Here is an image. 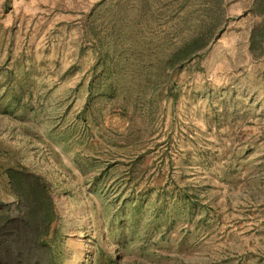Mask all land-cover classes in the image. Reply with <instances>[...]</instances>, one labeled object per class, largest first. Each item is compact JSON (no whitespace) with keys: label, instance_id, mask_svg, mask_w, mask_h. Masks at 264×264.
<instances>
[{"label":"rangeland","instance_id":"obj_1","mask_svg":"<svg viewBox=\"0 0 264 264\" xmlns=\"http://www.w3.org/2000/svg\"><path fill=\"white\" fill-rule=\"evenodd\" d=\"M7 167L53 193L55 264H264V0H0L13 204Z\"/></svg>","mask_w":264,"mask_h":264},{"label":"trees","instance_id":"obj_2","mask_svg":"<svg viewBox=\"0 0 264 264\" xmlns=\"http://www.w3.org/2000/svg\"><path fill=\"white\" fill-rule=\"evenodd\" d=\"M109 29L111 33L114 32L113 29ZM92 35L95 37V44H98L96 46L102 59V69L107 71L113 58L117 56L115 55L117 50L112 44L107 50L103 49L102 42L96 41L98 35L93 33V30ZM206 37L202 35L184 43L168 63L172 64L176 60L183 61L188 58L206 44H201ZM104 81L107 89L114 92L116 85L113 78L107 77ZM3 176L6 178L7 187L15 197V202L7 204L0 201V264H32L34 258L38 256H42L46 264H55L52 251H55L53 244L58 239L59 217L50 187L43 178L25 168L7 167ZM21 251L27 253L20 254Z\"/></svg>","mask_w":264,"mask_h":264}]
</instances>
